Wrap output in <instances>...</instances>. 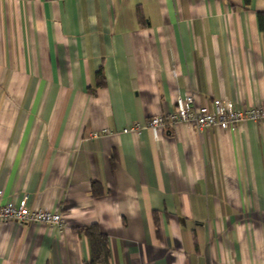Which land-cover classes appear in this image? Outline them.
<instances>
[{
	"label": "crops",
	"instance_id": "0c3cea01",
	"mask_svg": "<svg viewBox=\"0 0 264 264\" xmlns=\"http://www.w3.org/2000/svg\"><path fill=\"white\" fill-rule=\"evenodd\" d=\"M257 11L264 0H0L1 202L27 195L63 218L0 221V264H87L76 228L93 223L106 264H264V120L123 131L185 93L264 105Z\"/></svg>",
	"mask_w": 264,
	"mask_h": 264
},
{
	"label": "built area",
	"instance_id": "2783aa9c",
	"mask_svg": "<svg viewBox=\"0 0 264 264\" xmlns=\"http://www.w3.org/2000/svg\"><path fill=\"white\" fill-rule=\"evenodd\" d=\"M246 120L263 121L264 105H254L247 109L237 107L228 99H213L210 104L197 103L194 96L189 93L175 97V109L170 113L154 114L145 123H135L123 128L124 132H138L142 128H161L183 122L193 125L198 129L203 127H216L222 130L232 131ZM103 129L95 131L92 136L99 133H108ZM0 192V221L17 222L20 224L38 223L42 225H56L63 227V218L59 212L44 208H32L27 204V195L15 201L1 202Z\"/></svg>",
	"mask_w": 264,
	"mask_h": 264
},
{
	"label": "trees",
	"instance_id": "16d2710c",
	"mask_svg": "<svg viewBox=\"0 0 264 264\" xmlns=\"http://www.w3.org/2000/svg\"><path fill=\"white\" fill-rule=\"evenodd\" d=\"M249 2V0H245ZM257 21L260 31L264 34V11H257ZM97 84L101 85L104 83L103 74L101 67L97 70ZM99 188H97L96 183L92 184V194H99ZM76 230L79 234L83 235L90 249V256L87 264H106L109 261L110 252L108 246V238L106 234L101 232L99 226L96 223L77 227Z\"/></svg>",
	"mask_w": 264,
	"mask_h": 264
}]
</instances>
